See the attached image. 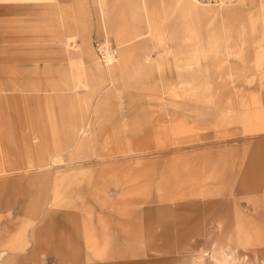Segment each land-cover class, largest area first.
I'll use <instances>...</instances> for the list:
<instances>
[{
  "label": "rangeland",
  "instance_id": "rangeland-1",
  "mask_svg": "<svg viewBox=\"0 0 264 264\" xmlns=\"http://www.w3.org/2000/svg\"><path fill=\"white\" fill-rule=\"evenodd\" d=\"M194 3L225 19L175 33L170 0H0V235L12 239L0 248L72 251L60 263L37 253L46 264H264V0ZM139 34L129 68L109 72L94 40H112L117 64ZM170 181L179 193L204 186L199 199L220 198L217 215L161 213L189 217L180 229L153 211L130 228L132 246L91 261L78 218L79 248L30 211L43 194L90 200L96 211L83 214L103 247L97 202L132 208Z\"/></svg>",
  "mask_w": 264,
  "mask_h": 264
},
{
  "label": "crops",
  "instance_id": "crops-1",
  "mask_svg": "<svg viewBox=\"0 0 264 264\" xmlns=\"http://www.w3.org/2000/svg\"><path fill=\"white\" fill-rule=\"evenodd\" d=\"M193 1L196 2L195 0H170V5L171 7H173L171 25L175 30L178 29L181 24L188 21L195 20L198 23L206 26L205 28H209V26H211L217 20L225 19V14H219L211 8L198 7ZM148 2L149 4L154 5V8L158 4V0H148ZM118 30L119 31L117 32V37L121 40L122 28L119 27ZM177 32L178 31L176 30L175 33ZM140 35L141 34L126 40V42L128 41V47L125 49V53L123 54L124 56H121L119 61L117 59V64H113V61L111 63H108L109 72H112L115 69L126 71L129 68L131 54L135 50V48H138V45L132 42L134 39L137 40L136 38ZM81 54L90 57V60L93 61V56H89L85 51H81ZM180 187V184L175 182L172 183V181H170L169 183L162 185L159 189H164L158 191L156 195H148L147 198L144 197L139 198V200L137 199L132 203V208H129L128 205L130 204H127L126 202L123 205L117 206H115L112 201L108 202L105 199L102 200V202H97L100 205L99 211L103 213L101 214V217L105 219V222L107 224L106 231H104L103 247L98 246L97 235L93 232V217L88 218L86 217L87 214H83L84 212L90 214V212L96 211L94 209L95 207L89 205L91 203L90 200H88V202L83 200L84 198H78L80 200V203L75 202V200L72 202H62L59 201V198L55 195L48 197V195L43 194L37 197L36 200H34L31 205L30 211H32L33 214L37 213V217H34V219L43 214V216H46L54 223H56V226H60L62 229L65 228L68 234H62L63 238L72 239L74 243L76 242L75 247H78L76 245L79 239L82 237L83 240H85L87 246L85 248L84 257L86 261H91L94 260V258L96 257V255L98 256V254H108V248L110 247L111 250L114 247H117L115 249H120V251L122 252L124 251L125 246H132L138 239V234L137 231H129L130 228L137 225L139 222V224H141V229H143L142 224L145 222L147 217H151L150 215L153 211H157L158 214H169L174 210L177 211V213L183 210H192L196 212L194 218H198L199 221L202 219L200 217L201 215H199L201 211L205 213V216L209 214L217 215L214 213L216 212L215 209L220 208V198H215L216 200H200L199 197H205L207 195L202 191L205 187L199 184L191 185L190 191L188 193H179L178 190L181 189ZM245 193L249 192L245 191ZM225 195L228 196L227 193H225L224 196ZM61 200L63 199L61 198ZM78 211L80 213H78ZM75 218H78L79 221H81V228L82 230H84L83 233H81V237L78 232L79 227L77 222L75 221ZM160 219H162L165 224H178L179 227L175 228L180 229H187L188 223L191 220L186 216H180V218L176 216L174 220H170V217H166L164 214H161L159 216L158 220ZM115 228H118L121 232H119V235L117 234L116 236H113L112 232L110 231H114ZM4 230H8V227L4 228ZM45 230L46 228L41 227L37 231L38 233H42ZM165 230L166 234L164 238H169V232H171V228ZM141 233L142 232H139V235L143 237ZM212 235L213 234H210V237H212ZM52 237L56 238V234H54ZM3 241L8 242L9 244L12 239L10 238L8 240L7 236L0 235V242L4 243ZM114 242H116V244ZM52 244L53 242L49 243L48 245H34L30 249H28V253L25 252L26 248L24 246L17 247L15 245H8L7 247L0 248V263L2 260H4L6 264H21L23 261L36 262L40 264L50 263L46 258H44V256L38 257L37 253L38 255L56 254L58 257V261L56 263H60L62 262L60 256L64 252H67L69 254L72 252L67 248H64L61 252L52 251ZM152 244L155 243L153 242ZM163 244H168V242H164ZM74 254H77V251Z\"/></svg>",
  "mask_w": 264,
  "mask_h": 264
},
{
  "label": "built area",
  "instance_id": "built-area-1",
  "mask_svg": "<svg viewBox=\"0 0 264 264\" xmlns=\"http://www.w3.org/2000/svg\"><path fill=\"white\" fill-rule=\"evenodd\" d=\"M197 3L201 5H214V6H222L225 4H230L237 2V0H195ZM93 46L95 49V54L99 61L103 63H109L116 58L117 49L112 43L110 38L103 36L97 37L94 42ZM111 59V60H110Z\"/></svg>",
  "mask_w": 264,
  "mask_h": 264
},
{
  "label": "bare ground",
  "instance_id": "bare-ground-1",
  "mask_svg": "<svg viewBox=\"0 0 264 264\" xmlns=\"http://www.w3.org/2000/svg\"><path fill=\"white\" fill-rule=\"evenodd\" d=\"M111 60V59H110ZM112 61H110L109 63H111Z\"/></svg>",
  "mask_w": 264,
  "mask_h": 264
}]
</instances>
